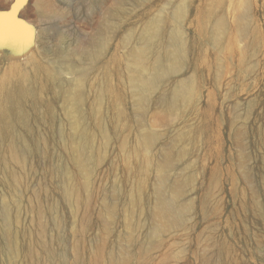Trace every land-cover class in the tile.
<instances>
[{"label":"rangeland","instance_id":"374dc122","mask_svg":"<svg viewBox=\"0 0 264 264\" xmlns=\"http://www.w3.org/2000/svg\"><path fill=\"white\" fill-rule=\"evenodd\" d=\"M91 1L95 0H0V89L6 83L14 87V72L17 66H26L22 58L29 50L44 58L65 49L74 55L70 64L75 67L72 73L62 72L59 83L36 80L39 97L31 121L37 135L23 134L24 140L16 142L19 152L14 159L10 150L13 137L0 131V264H202L210 243L208 250L216 253L218 264L231 254L236 256L234 264H242L247 255L261 257L259 263L264 264V252L256 255L244 243L243 236L250 230L243 225L236 179L244 170L241 163L250 168L256 164L260 170L264 167V160H255L264 153V141L257 143L256 139L258 125L264 124V0H247L251 39L243 37L234 9L227 10L230 34L245 52L244 66L213 51L204 39L203 8H217L211 0L128 1L118 26L106 40L96 39V34L110 19L117 0ZM170 4L184 7L180 22L183 73L192 79L195 89L190 104L172 111L157 105L140 106L128 93L132 61L123 36L128 27L142 26L143 15L151 10L158 14ZM39 16L45 20H38ZM37 31L47 36L45 46L35 42ZM92 48L98 55L81 62L80 52ZM210 54L217 59L216 73L208 68ZM104 82L116 88L117 96L99 101L96 87ZM80 90L89 98L80 108L91 150L83 167L73 158L79 139L68 121L73 95ZM225 102L233 106L230 112L239 123L252 131L241 146L233 140L234 127L221 118ZM250 102L253 109L247 107ZM9 110L4 125L8 128L23 112L14 102ZM109 117L116 128L112 136L106 132ZM139 130L154 135L159 150L181 155L177 160L184 165L169 174L188 180L184 204L190 210L184 224H169L157 212L129 211L133 183L137 178L153 180L158 174L143 166L151 158V150L130 153L122 148L138 141ZM48 135L59 145L56 153L60 155L52 161L66 165L64 174L49 171L42 149L26 147L31 141L43 143ZM176 137L184 153L173 149ZM257 200L262 205L264 227V196L258 194ZM2 206H9V223ZM6 236L13 248L8 255L2 250Z\"/></svg>","mask_w":264,"mask_h":264},{"label":"bare ground","instance_id":"6f19581e","mask_svg":"<svg viewBox=\"0 0 264 264\" xmlns=\"http://www.w3.org/2000/svg\"><path fill=\"white\" fill-rule=\"evenodd\" d=\"M128 1L134 2V0H117L111 10L110 19L107 20L103 27L98 29L96 39L101 38L106 40L108 36H111L118 26V21H120L123 13H125L123 7L127 5ZM211 1L214 5H217V8L213 6L204 7L200 21L204 39L207 40L213 51L216 50L220 55H225L229 60H234L237 65L244 66L243 55L245 52H242L243 49H240L236 40L230 34L227 10L229 7L234 9L237 14V24L243 30V37L245 36L249 39L251 31L246 21L248 14L246 16L245 12V6H247L248 1ZM94 3H101V0L90 2V4ZM183 16L184 7L182 4H170L168 7H163L158 14H156V10H151L149 13L143 15L142 26L139 29L136 26H130L123 35L124 44L129 46V61H132V64L128 67L126 89L140 106L157 105L172 111L190 104L195 98L192 79L190 80L183 73L184 60L182 49L184 47V35L181 30L182 25L180 26ZM41 19L45 20V16L38 17V20ZM35 42L45 46L47 42L45 33L37 31ZM93 47H97L96 41H94ZM94 48L91 51L89 49L82 50L79 54V60L81 62H88L93 56H97L99 51ZM214 56L215 54H210L208 58V68L212 73H216L217 71V59ZM60 58L66 59L67 63H63ZM73 58L74 55L68 54L65 49H61L57 54L50 52L44 58L38 51L29 50L22 58L27 61L26 66L19 65L14 72V87L10 83L2 85L0 89V131L3 130L6 135L10 134L9 136L13 137L10 144V150L13 151L11 153L12 159H14V156H18L19 147L16 142L21 143L24 140V133H28L31 136L37 135L35 124L31 121L39 97V88L35 85L36 80L42 78L46 84L59 83L62 72L72 73L75 70L74 65L70 64ZM219 80L221 81V78L217 77L216 81L219 82ZM26 82H29L30 85H27ZM96 89L99 101L107 97L115 98L117 96L116 88L111 87L105 82L96 87ZM88 101L89 98L85 96L83 90L74 94L73 103L68 115V121L73 125L72 133L74 132V135L79 139L76 149L74 148L73 158L75 161H78L80 167H83L84 162L88 160L90 150L88 135L85 129H83L84 115L80 109L81 105L85 104L86 106ZM13 102L19 105L23 109V112L18 115V121L14 126L8 128L4 125L8 120L10 112L9 104ZM250 103L247 107L253 109L254 105ZM224 105L225 109L221 114V118L228 122L227 124L234 127L233 140L241 146L243 140L249 138L252 131L250 127L239 123L237 117H235L236 115H232L233 112H230L233 107L232 105V107L229 103ZM102 117L105 119L104 115ZM110 123H113L111 117L107 119L108 129L106 128V132L109 133V136H112L116 133V128L111 126ZM104 130L101 131L106 134ZM257 130V143L263 142L264 124H259ZM103 133L101 134L104 135ZM137 137L138 141L136 143L124 144L122 148L130 153H143V151L151 150L152 156L150 155L151 158L147 160L146 165L143 163V166L146 167L147 171L155 170L158 174L152 177L153 180L150 177L144 181L137 178L133 183L130 190L132 202V206L129 208L130 213L135 214L137 210H140L146 215H154L157 212L158 217L160 216L161 219L166 220L169 224L177 226L184 224L190 210L184 204L186 197L185 187L188 180L181 177H172L169 174V171L178 169L184 165L183 162L177 160V156L181 157V155L167 149L159 150L157 146L158 139L144 130H139ZM53 138L48 135L45 136L43 143L31 141L30 143L27 142L26 147L28 150L42 149L48 158L49 171L64 174L67 170L66 165L55 164L52 161L60 155L56 153L59 150V145ZM178 142L181 141L179 137H176L173 142V149L180 148V153H184L183 148L179 146L181 144ZM255 160L256 162L263 161L264 153L258 157L256 156ZM240 168L244 170L236 178L237 191L241 195L240 207L243 214V225L250 230L249 234L243 236L245 238L244 243L257 255L264 252V227L261 224L263 211L262 205L257 200L258 194L264 196V167L263 170H260L256 164L250 168L245 167V164L241 163ZM6 207H3L1 210L4 211L2 215L5 222L9 223L11 215L9 214L10 210H7ZM210 245L211 243L205 249L202 264H218L216 253L212 249L208 250ZM2 250L7 255L13 253L12 244L7 236L3 239ZM256 257L244 256L241 259V263L261 264L263 262L262 258ZM235 258L236 256L232 254L226 255L221 264H234Z\"/></svg>","mask_w":264,"mask_h":264}]
</instances>
